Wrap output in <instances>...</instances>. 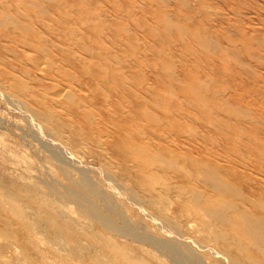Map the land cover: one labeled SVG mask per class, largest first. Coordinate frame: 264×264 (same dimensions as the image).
Listing matches in <instances>:
<instances>
[{
  "label": "rangeland",
  "instance_id": "obj_1",
  "mask_svg": "<svg viewBox=\"0 0 264 264\" xmlns=\"http://www.w3.org/2000/svg\"><path fill=\"white\" fill-rule=\"evenodd\" d=\"M257 222L264 0H0V264H264Z\"/></svg>",
  "mask_w": 264,
  "mask_h": 264
},
{
  "label": "bare ground",
  "instance_id": "obj_2",
  "mask_svg": "<svg viewBox=\"0 0 264 264\" xmlns=\"http://www.w3.org/2000/svg\"><path fill=\"white\" fill-rule=\"evenodd\" d=\"M210 179V181L211 182H214V181H212V178H209ZM212 185H214V186H212L215 190H216V188H217V190H220L219 189V184H217V182L215 183H212ZM222 187V186H221ZM222 191V190H221ZM223 192V191H222ZM224 193V192H223ZM214 211L212 210V209H209L208 210V213L209 214H212ZM263 225V223L261 222V223H259L258 224V222H257V225H255V227H259V232H256V231H254V230H245L244 231V234L245 235H247V237L250 239V240H252L254 243H251V244H257L258 246H260V247H262V248H264V230H263V228H262V226L261 225ZM264 226V225H263ZM248 227V226H247ZM261 227V228H260ZM252 229H255L254 227L252 228ZM256 245V246H257ZM217 252V251H216ZM262 256V255H261Z\"/></svg>",
  "mask_w": 264,
  "mask_h": 264
}]
</instances>
